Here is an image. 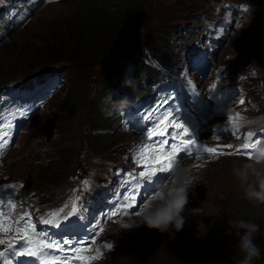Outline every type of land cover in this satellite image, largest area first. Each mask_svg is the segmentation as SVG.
<instances>
[{
  "label": "rangeland",
  "instance_id": "obj_1",
  "mask_svg": "<svg viewBox=\"0 0 264 264\" xmlns=\"http://www.w3.org/2000/svg\"><path fill=\"white\" fill-rule=\"evenodd\" d=\"M104 1L105 0H102V3ZM205 1L208 8L210 0ZM248 1L253 5V9L249 16V20L244 24H247V26H242L236 35L232 31L226 42L219 46L213 56L214 66L210 65L209 68H204L202 78L206 83L212 81V83L224 85L228 81V75L231 73L243 77L242 80L246 81L251 78L249 63H253V60L261 65V62H263L261 53L264 49V14H260L261 1ZM87 2H89V0H68L48 5L37 11L23 28L13 31L9 40L0 48V72H3L0 75V80L5 76L10 75L8 78L10 79L19 74L42 68L47 63L62 64L63 62H55L51 58L27 62L24 61V57H21L19 54L16 55L14 50L15 47L17 48L20 45L24 46V44L32 42L33 38L39 36L45 27L48 29H45L42 34L54 35V27L56 24L65 23L69 18L75 20L79 19L85 12L83 5ZM189 4L190 0H150V2H148V0H140V10L137 16L138 29L134 31V33L138 34L142 41L141 48L136 47V51L139 53L142 52L143 54L144 46L151 48L153 41V26L157 22H163V15H168L174 19L180 20L176 13L185 9L182 6H187ZM103 5L106 4L103 3ZM111 5L110 2V6ZM208 11V14H210L209 8ZM195 14L196 13L189 15V21H193L189 27L193 32H202L204 30L193 20L196 19V17H194ZM114 17L108 20L110 28L115 26L116 17ZM179 26L181 28V25ZM214 34L217 35L215 32ZM30 35L33 36L26 39V37ZM197 38L205 44L213 43V41H210L211 39L219 41V39L215 37L210 36L208 39L200 34ZM21 39L24 40L21 41ZM42 39L45 38L43 37ZM137 52L130 49L127 50V53L132 56H138ZM100 57L101 56L95 58L92 64L84 69L88 96L99 91L104 82L103 77H112L115 75V78L118 79L125 69L123 66L125 61L119 60L118 52L103 60L99 59ZM79 62H81V60H79ZM68 66L69 65L65 63L63 69L66 71ZM217 76L220 77V82L217 81ZM75 77L76 75L73 78ZM69 81L70 78L66 80L65 86L47 101L45 110L34 116L32 122H30L31 124L34 122L32 128L30 123L26 125L28 133L23 134L19 142L20 144L21 140L24 139V147L16 149L19 145L13 146L11 152L4 158L3 177L7 179L19 178L23 180L24 188L38 186L39 189L37 190V194L39 196L41 194V187H47V185L51 186L52 190L56 191L57 186L52 184L59 183L65 175V172H59L58 162L47 166H41L38 165L34 159L51 157V154L39 150L41 147L37 146L36 132L39 136H45L42 144L44 145L43 149H58L63 155L62 157L66 156V149L64 147L69 143V140H67L69 134L64 129L66 124H63L60 120L52 123L50 117L51 114L55 112L58 113L60 109L63 111L62 115L66 116L68 112L65 106H68L72 111V106L68 104L70 100L67 97L65 98V92L69 85ZM251 93L254 95L256 94L254 90H252ZM104 123V129L99 131L105 132L108 139L112 143H115L119 133L114 131L116 125L113 118L106 114ZM40 130L45 133L41 134ZM73 132L70 140L75 143V147L71 157L69 172L71 173L75 168L79 167L77 169L78 172L75 174V179L77 183L81 185L83 184L82 182L86 180L84 178L87 177L89 170H94L97 167L105 168V159L118 158V151L116 146L107 148L106 146H101L100 143H97L96 148L91 150L90 147L95 146L96 142L90 144L85 141L83 138L86 132L84 125L75 126ZM97 139H99V137H97ZM95 156L100 157V159H95ZM236 163L241 162L235 160V158H226L219 162L211 163L201 170V175L203 177L202 188L196 196H194L195 208H200L201 214L188 218L183 230L176 233L174 239L170 238L168 233H160L158 230L150 229L146 225H140L131 229H121L118 224L111 226L107 232L108 235L115 237L117 242H122L124 245L128 244V246L126 250H120L121 253H117V255H112L113 252L107 259L108 262L106 264H185L175 262L172 255H177L176 258L179 259V257H183V253L185 252L186 254H190L189 252L192 245L204 244L200 239L204 238L206 241V235H209L213 239L211 235L219 230L224 223L225 225L221 234H217L218 239L215 240H220L221 242L225 240L231 248L237 246V237L229 232V225L241 219L249 221L247 217L241 216L243 209L248 210L249 214L252 215L251 217L253 219H251V222L256 223L257 221L261 223L259 225V231L261 227L264 229V204H253L243 198L238 187L239 182L232 175L231 171ZM219 169L220 171H218ZM209 181L210 185L206 188L208 183L204 185V182ZM64 185L65 182L58 184V187H63ZM43 196L45 198L48 197L47 194H43ZM28 205L29 203L27 201H19L13 210L12 216H23V214L27 212ZM256 208L263 210V219L253 216ZM216 217H220L217 222L214 221ZM132 219L139 222V218L137 217L133 216ZM153 238H157V240H152ZM141 243L142 245H140ZM145 243L148 246L146 248L143 246ZM138 248L142 249L141 252L132 253ZM208 252L211 253L214 251ZM49 253L51 254L52 250H49ZM236 254L238 255V253ZM221 256L223 255L217 254L216 252V257H219L218 261L214 259L210 262H206V260L203 259L202 264H223L224 262H221L222 259H220L222 258ZM184 258H187V255ZM224 261L226 262V260ZM100 264H102V262ZM259 264H261V262Z\"/></svg>",
  "mask_w": 264,
  "mask_h": 264
},
{
  "label": "snow or ice",
  "instance_id": "obj_2",
  "mask_svg": "<svg viewBox=\"0 0 264 264\" xmlns=\"http://www.w3.org/2000/svg\"><path fill=\"white\" fill-rule=\"evenodd\" d=\"M244 10L247 11L248 6H245ZM240 79H243V77H240ZM217 81L220 82L219 76H217ZM209 91L212 93L209 99L217 101L222 106L226 105L225 109L229 103L235 102L234 93L227 89L218 88L217 83H213ZM185 96L188 97V104H185ZM205 100L206 98L197 91V86L191 81H186L181 85L180 91L174 90L166 93L161 102L153 106L147 114L137 118L133 127L143 137L144 143L140 146L135 166L127 171L126 178L119 184V187L124 189V192L116 194L119 208L106 213L108 219L118 215L137 213V209H140L149 195L155 191L156 185L167 178V176H161L160 174H170L174 160L183 159L187 155H196L197 158H200L205 153L212 156L235 154L246 157L253 154L254 146L261 141L260 139H253L257 136V133L253 131L247 132L244 136V143L238 146L224 144L209 147L198 141L195 130L197 121L193 113H197L201 109ZM239 103L243 105L245 100L241 97ZM18 115L26 117L28 113L21 111ZM242 118L238 112L229 116L228 121L232 128H225L223 131H229L239 138L238 133L241 127L238 121ZM129 122L131 123V121ZM11 129V122L2 125V130H0V155H3V150L9 146ZM260 133L264 134V129H260ZM220 138V135L215 136L217 140ZM234 147V152H224L222 150L224 148L233 149ZM119 171L122 175H125L123 169ZM82 183L85 188L89 185L88 180H84ZM20 186L23 187V185ZM16 187L17 185L14 184H0V205L6 204V206L13 209L16 207L13 200L9 199L10 196L14 195L13 190ZM72 191L70 211H65L68 208V205H65L59 212L48 213L47 217L51 218H42L40 220L41 224L61 228L66 222L70 228L74 220L84 219L83 216L79 215L81 208L77 207V201H81L82 197L75 194V189ZM137 197L140 198L139 201ZM128 209L132 211H126ZM31 215L30 212H25L17 221V224L20 221H25L26 226L15 228L16 233H23V235L6 239L0 238V245L7 244V247L0 251V257L4 258V264H13V260L9 259V255L13 258H39L41 264H76L77 261L88 264L89 261L100 258L102 253L99 248L96 250L95 255H84L89 249L76 246L83 244L84 241L76 239L75 233H72L71 238L56 240L50 238L47 229L37 232V226L30 220ZM0 218H3L0 219V231L4 233L12 231L11 220L2 210H0ZM94 228H98L99 231L93 230V236L104 231L103 227H100V222H97ZM90 243H95L94 239ZM102 247L111 249L113 245L106 243ZM49 250H52L51 254ZM55 253L64 254L63 258ZM19 264H38V261H20Z\"/></svg>",
  "mask_w": 264,
  "mask_h": 264
},
{
  "label": "trees",
  "instance_id": "obj_3",
  "mask_svg": "<svg viewBox=\"0 0 264 264\" xmlns=\"http://www.w3.org/2000/svg\"><path fill=\"white\" fill-rule=\"evenodd\" d=\"M110 2L112 4L111 6ZM148 2H150V0H148ZM103 3L106 5H103ZM103 3L102 0H89V2L83 5L85 12L79 19L75 20L69 18L65 23L56 24L54 27V35L42 34L45 29H48L45 27L39 36L33 38L32 42L24 44V46L20 45L17 48L15 47L14 50L16 55L19 54L21 57H24V61L27 62L51 58L54 61L70 62L72 64L71 66L75 68L70 71V81L65 92V98L67 97L70 100V103H67L72 106V111L68 106H65L68 112L66 116L62 115L63 111L60 109L58 113L55 112L51 114L50 117L52 123L60 120L63 124H66L64 129L69 134L67 138L69 143L64 147L66 149V156L62 157L63 155L58 149H46L44 151L51 154V160L58 161L59 172L68 171L69 163H67V161L71 160L74 152V142L70 139L74 133L73 128L80 124L77 116L79 115L80 108L83 104V98L85 97V67L91 65L92 61L99 56H101L99 59L103 60L111 55H115L117 51L125 47L129 40L133 39L134 30L137 31L138 29L137 16L140 10V0H105ZM176 15L179 19H183V10L177 12ZM114 16L116 17L115 26L110 28L108 20L112 19ZM163 17V22H157L153 26V41L150 48L151 56L161 62L170 61L172 59L171 41L173 33L175 32L174 28L179 25L177 19L168 15H163ZM32 36L33 35L27 36L26 39ZM43 37L45 39H42ZM23 40L24 39H21V41ZM261 54L263 60L261 64H264V50ZM79 60H81V62H79ZM140 72L141 75L145 76L148 73V68L145 65L141 66ZM75 75L76 77L73 78ZM107 78L111 81V79L115 77L108 76ZM119 90L122 91L120 86ZM105 96L106 92H102L100 94L101 99H95V103H98L99 106L102 107L103 98ZM94 108L95 105L92 99H90V101L85 104V115L90 117ZM103 126L104 123L87 128L85 141L90 144L96 142L95 146L90 147L91 150L96 148L97 143L107 148L112 147L110 141L99 135V132L94 131ZM97 137H99L100 140L97 139ZM41 138L45 139V136H41ZM244 211V215H250L248 210L244 209ZM254 214L257 218L263 219L262 209L256 208ZM219 219L220 217H216L214 221L217 222ZM206 237L208 243L204 238L200 239L204 244L192 245L189 252L190 254H186L185 252L183 253V257H179V259L176 258L177 255H171L177 261L202 264L203 259H205L206 262H210L214 259L218 261L219 257H216L217 252V254L223 255L221 256L222 258H220L222 259L221 262L223 261L225 264H234L233 257L237 256V246L231 248L227 243H224L225 246L211 245L208 241L209 235H206ZM157 238H153L152 240H157ZM254 241L262 250L261 258L256 261V264L260 262L264 264V229H261L259 233L255 234ZM208 251L214 252L210 253ZM186 255L187 258H184ZM224 260H226V262Z\"/></svg>",
  "mask_w": 264,
  "mask_h": 264
},
{
  "label": "clouds",
  "instance_id": "obj_4",
  "mask_svg": "<svg viewBox=\"0 0 264 264\" xmlns=\"http://www.w3.org/2000/svg\"><path fill=\"white\" fill-rule=\"evenodd\" d=\"M120 106H125L127 99H121ZM240 127L264 129V121L242 118L238 121ZM203 167V164L200 165ZM237 179L239 190L244 199L253 204H264V141L254 146L253 154L241 163H236L231 169ZM198 169L180 160L172 162V169L167 178L156 185V190L149 195L137 213L136 222L129 217L127 221L118 220L121 229H131L146 225L160 233H168L174 239L175 234L182 231L186 223L183 212L189 204V191L194 190L200 179ZM195 214H201L200 208L191 209ZM237 230L238 255L233 257L234 264H256L261 258L262 250L255 243L254 236L259 231V225L251 221L238 220L229 225ZM241 230H243L241 232Z\"/></svg>",
  "mask_w": 264,
  "mask_h": 264
},
{
  "label": "bare ground",
  "instance_id": "obj_5",
  "mask_svg": "<svg viewBox=\"0 0 264 264\" xmlns=\"http://www.w3.org/2000/svg\"><path fill=\"white\" fill-rule=\"evenodd\" d=\"M207 183H208V184H207ZM207 183H204V185H205V184H207V185H206V188H208V187H209V185H210V181H209V182H207Z\"/></svg>",
  "mask_w": 264,
  "mask_h": 264
}]
</instances>
